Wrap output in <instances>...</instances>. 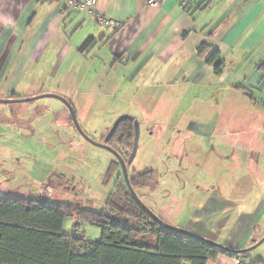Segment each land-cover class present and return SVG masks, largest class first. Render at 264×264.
Instances as JSON below:
<instances>
[{
  "label": "crops",
  "instance_id": "crops-1",
  "mask_svg": "<svg viewBox=\"0 0 264 264\" xmlns=\"http://www.w3.org/2000/svg\"><path fill=\"white\" fill-rule=\"evenodd\" d=\"M149 1L98 0L95 12L115 23L105 25L94 12H75L63 0H0V98L59 94L60 87L47 89L46 82L56 65L63 68L62 79L80 73L71 95H89L84 81L120 68L136 85L129 91L172 97L189 92L193 109L186 120L170 111L172 126L186 121L193 143L213 145L230 173L214 186L195 189L203 195L197 202V195L186 196L188 203L163 204L156 215L227 248H250L264 237V0H158L154 7ZM214 52L223 62L220 75L207 62ZM94 89L99 93L102 86ZM12 108L16 114L19 107ZM7 111L0 104V116ZM4 118L0 136L22 141V123L11 121L20 124L17 132ZM0 159L5 162L1 150ZM190 199L197 208L189 209ZM79 224L88 239L101 240V229ZM72 226L66 219L63 232L71 233ZM248 256L264 264V242ZM206 264L237 262L219 255Z\"/></svg>",
  "mask_w": 264,
  "mask_h": 264
},
{
  "label": "rangeland",
  "instance_id": "rangeland-1",
  "mask_svg": "<svg viewBox=\"0 0 264 264\" xmlns=\"http://www.w3.org/2000/svg\"><path fill=\"white\" fill-rule=\"evenodd\" d=\"M105 67L106 71L110 70V65ZM53 68L55 75L46 81L47 89L58 86L61 91L59 94H41L59 95L73 102L82 130L94 142L104 143L120 116L129 114L137 119L140 126L138 150L135 159L127 165V171L129 175L133 171H155L157 182L154 188L137 189L143 203L155 214L163 204L188 203L191 195H197L193 198L197 202L199 196L200 199L203 196L200 195L202 192L196 191L198 188L214 186L230 173L227 168L229 162L218 160L213 145L199 144L197 139L193 143L186 121L180 122V127L172 126L176 122L171 120L173 115L170 111L182 120L190 115L195 99L189 92L172 97L145 96L142 90L137 89L129 91L128 86L136 85L126 79L128 69L120 68L84 81L90 84L91 89L86 91L89 95L83 97L80 91L71 95L73 93H69V88L80 85V73L77 71V78L73 74V78L65 80L62 79L63 68L58 65ZM99 85L102 89L97 93L94 88ZM13 105L19 107L16 114L13 113ZM13 105H7L9 111L6 115L2 114L0 120L6 116L7 127L17 128V132L20 124L12 125L11 121L21 122L24 137L20 141L11 139L9 134L0 136L1 158H5V162L0 159V195L60 205L81 203L85 208L103 211L110 193L117 190L119 182L123 183L121 167L113 179L108 171L116 157L79 134L69 110L60 100L42 98ZM165 114H169L168 119H163ZM113 148L127 161L118 146ZM147 190L152 203L145 195ZM236 195L240 196V193L236 192ZM193 201L189 200V209L197 208ZM189 209L187 218L192 214ZM86 224L88 228L93 227L90 223Z\"/></svg>",
  "mask_w": 264,
  "mask_h": 264
},
{
  "label": "trees",
  "instance_id": "trees-1",
  "mask_svg": "<svg viewBox=\"0 0 264 264\" xmlns=\"http://www.w3.org/2000/svg\"><path fill=\"white\" fill-rule=\"evenodd\" d=\"M207 62L214 66L215 74H221L223 62L218 52ZM135 120H123L107 142L118 146L128 159L134 146ZM119 167L117 160L110 165L112 179ZM121 177L123 183L110 193L101 212L81 203L60 205L0 195V264H206L219 255L245 264H263L261 259L250 260L248 253L231 254L194 235L163 227L133 199ZM129 179L137 193V189L154 188L157 175L153 170L133 171ZM66 219L73 221V231L80 229L79 222L101 229V240H90L82 231L78 236L65 234Z\"/></svg>",
  "mask_w": 264,
  "mask_h": 264
},
{
  "label": "water",
  "instance_id": "water-1",
  "mask_svg": "<svg viewBox=\"0 0 264 264\" xmlns=\"http://www.w3.org/2000/svg\"><path fill=\"white\" fill-rule=\"evenodd\" d=\"M42 98H55L57 100H60L65 106L66 108L69 110L70 112V115H71V120L73 121L74 125H75V128L77 129V131L79 132V134L84 138L86 139L89 143L97 146V147H100V148H103V149H106L108 150L109 152H111L117 159V161L119 162L120 164V167L122 169V176L124 178V181L126 183V186L131 194V196L133 197V199L156 221L158 222L160 225H162L163 227L169 229V230H172V231H175V232H178L180 234H185V235H194L198 238H201L203 239L204 241L210 243V244H214V245H217L225 250H227L228 252H230L231 254H243V253H248L249 251L255 249L257 246H259L261 243L264 242V237L258 241L257 243H255L252 247L250 248H247V249H242V250H236V249H230V248H227L225 246H222V245H219L218 243H215L211 240H208V239H205L203 237H200V236H197L196 234H193L185 229H181L179 227H176V226H173V225H170L168 223H166L165 221H163L161 218L158 217V215H156L151 209H149L144 203L143 201L141 200V198L138 196V194L135 192V190L133 189V187L131 186L130 184V179H129V174H128V171H127V165L130 164L136 157V154H137V150H138V142H139V122L137 121V119L134 121V126H135V138H134V146H133V150H132V153L129 157V159L126 161L123 156L116 150L114 149L113 147L109 146L107 144L109 138L111 137V135L114 133V131L116 130L117 126L125 119H128V120H134L135 117L134 116H131L129 114H124L122 116H120L114 123L113 127L111 128V130L109 131V133L107 134L106 138H105V141L104 143H96L94 142L93 140H91V138H89L85 133L84 131L82 130L79 122H78V119H77V115H76V112H75V109L73 107V105L71 104L70 101H68L67 99L59 96V95H54V94H41V95H37V96H34V97H31V98H11V99H2L0 98V104H4V105H13V104H21V103H28V102H32V101H35V100H39V99H42Z\"/></svg>",
  "mask_w": 264,
  "mask_h": 264
},
{
  "label": "built area",
  "instance_id": "built-area-1",
  "mask_svg": "<svg viewBox=\"0 0 264 264\" xmlns=\"http://www.w3.org/2000/svg\"><path fill=\"white\" fill-rule=\"evenodd\" d=\"M66 7L75 12H94V17L97 23L105 24V25H114V21L108 19L107 17L101 15L100 13L95 12V7L97 5L98 0H63ZM158 5V0H150L149 6L154 7ZM73 235L78 236L80 234L79 231H72ZM237 264H245L244 262L236 259Z\"/></svg>",
  "mask_w": 264,
  "mask_h": 264
}]
</instances>
